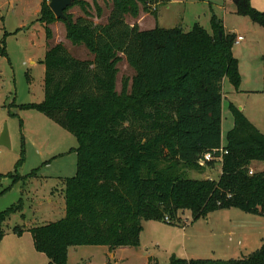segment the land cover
Masks as SVG:
<instances>
[{
  "label": "trees",
  "instance_id": "trees-1",
  "mask_svg": "<svg viewBox=\"0 0 264 264\" xmlns=\"http://www.w3.org/2000/svg\"><path fill=\"white\" fill-rule=\"evenodd\" d=\"M163 1L102 0L110 9L101 24L93 22L102 13L98 0H75L59 21L66 39L84 46L92 58L78 59L61 43L50 45L41 61L43 100L19 107L41 112L77 142L76 173L64 179V216L27 229L46 264H67L75 246L137 247L142 221L177 225L183 210L193 221L229 208L264 217V170L249 174L253 161L264 162V132L229 102L233 124L223 145L221 139L223 80L235 90L240 83L234 35L224 33L214 16L211 32L198 23L188 31L142 30L127 23L126 16L135 19L153 7L155 13ZM49 2L41 1L37 19L46 41L52 38L49 24L58 20ZM233 3L238 15L264 28V12L250 0ZM74 6L81 15L68 12ZM0 52L5 54L4 48ZM122 58L134 74L118 92ZM220 148L226 153L216 180L185 175L187 169H201L203 153ZM17 211L14 206L0 212V241L4 223ZM12 232L23 230L15 226ZM146 264L158 262L152 257ZM167 264H264V242L242 258L172 254Z\"/></svg>",
  "mask_w": 264,
  "mask_h": 264
},
{
  "label": "rangeland",
  "instance_id": "rangeland-1",
  "mask_svg": "<svg viewBox=\"0 0 264 264\" xmlns=\"http://www.w3.org/2000/svg\"><path fill=\"white\" fill-rule=\"evenodd\" d=\"M41 1L0 0V49L5 51L0 52V133L6 125L9 141V146L0 145V212L14 206L18 209L3 225L0 264L47 263V257L34 249L27 229L64 216V179L76 173L75 137L41 112L19 108L43 100L45 66L41 61L50 45L61 43L78 59L92 58L84 46L72 45L66 39L65 25L59 20L49 24L52 38L46 41L44 28L37 21ZM98 2L102 13L94 16L93 22L104 24L110 4ZM250 4L264 12V0H250ZM154 9L140 11L135 19L130 16L125 19L130 25L137 23L142 30L159 26L188 31L198 23L211 32L214 16L221 22L224 33L234 35L232 53L237 60L240 83L235 92L231 83L223 80L226 98L222 100V142L233 124L229 102L263 132L264 28L248 16L238 15L233 0H164L156 5L155 13ZM68 12L74 17L82 14L77 6ZM239 36L242 40L236 43ZM133 74L122 58L117 63L118 92L123 82L130 84ZM197 165L200 170L187 169L185 175L216 180L221 172L220 161ZM251 169L261 171L264 167L252 165ZM33 171L35 177L30 178ZM179 217L177 225L142 221L137 247L114 250L94 245L72 247L67 264H146L152 257L158 264H167L172 254L182 259L242 258L264 241V217L236 208L217 210L196 221L191 219L189 210L180 211ZM15 226L23 230L21 235L12 232Z\"/></svg>",
  "mask_w": 264,
  "mask_h": 264
},
{
  "label": "water",
  "instance_id": "water-1",
  "mask_svg": "<svg viewBox=\"0 0 264 264\" xmlns=\"http://www.w3.org/2000/svg\"><path fill=\"white\" fill-rule=\"evenodd\" d=\"M75 0H50L48 6L56 19H66L65 10L70 8ZM219 36L221 33L219 32ZM0 145L9 146L8 131L6 125L0 133Z\"/></svg>",
  "mask_w": 264,
  "mask_h": 264
},
{
  "label": "built area",
  "instance_id": "built-area-1",
  "mask_svg": "<svg viewBox=\"0 0 264 264\" xmlns=\"http://www.w3.org/2000/svg\"><path fill=\"white\" fill-rule=\"evenodd\" d=\"M240 40H242L241 36L237 37L235 42L237 43ZM216 153H218V154H216ZM225 153H226V151L223 148H220L218 150L215 149V150H212L209 152H205V153H203L201 158L198 160V163L199 164H206V163L213 161V160H216V161L218 160L221 162L222 156ZM251 173H252V170L249 171V174H251Z\"/></svg>",
  "mask_w": 264,
  "mask_h": 264
},
{
  "label": "crops",
  "instance_id": "crops-1",
  "mask_svg": "<svg viewBox=\"0 0 264 264\" xmlns=\"http://www.w3.org/2000/svg\"><path fill=\"white\" fill-rule=\"evenodd\" d=\"M235 92H237L238 90H234ZM226 98V96L223 94V98ZM236 106V105H235ZM264 132V131H263ZM222 139V138H221ZM225 143V142H224ZM223 142H222V145L224 144ZM218 161V160H217ZM252 165H255L256 167H264L263 166V164H262V162H258V161H253L252 163H251V166ZM221 167V166H220ZM252 170V169H251ZM255 171H257V170H255ZM63 204H64V199H63ZM63 209H64V207H63ZM64 211V210H63ZM263 238H261V240H262ZM262 242H264L263 240L261 241V244H262ZM69 251H70V249H69ZM253 252V251H252ZM113 253H110V256L112 255ZM119 259H121V258H119ZM211 259V258H210ZM216 259H220V258H216ZM229 259V258H228Z\"/></svg>",
  "mask_w": 264,
  "mask_h": 264
}]
</instances>
